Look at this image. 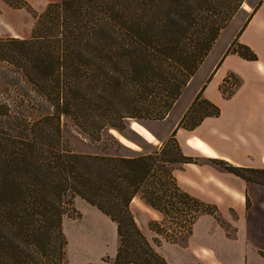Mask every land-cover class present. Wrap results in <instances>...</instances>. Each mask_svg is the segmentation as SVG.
Wrapping results in <instances>:
<instances>
[{
	"label": "trees",
	"instance_id": "trees-1",
	"mask_svg": "<svg viewBox=\"0 0 264 264\" xmlns=\"http://www.w3.org/2000/svg\"><path fill=\"white\" fill-rule=\"evenodd\" d=\"M242 1L49 0L39 13L30 8L29 36H0V61L19 68L48 109L31 115L0 104V264H68L62 222L75 195L116 223L113 264H169L155 248L161 238L149 240L134 218L135 195L171 222H149L166 240L186 242L202 212L227 226L214 204L177 183L174 167L193 157L181 151L175 128L144 153L78 152L63 138L61 116L94 139L130 118L165 117ZM226 51L256 58L236 39ZM219 111L201 89L178 125L191 128ZM209 160L264 184V168Z\"/></svg>",
	"mask_w": 264,
	"mask_h": 264
},
{
	"label": "crops",
	"instance_id": "crops-1",
	"mask_svg": "<svg viewBox=\"0 0 264 264\" xmlns=\"http://www.w3.org/2000/svg\"><path fill=\"white\" fill-rule=\"evenodd\" d=\"M24 1L28 7H13L7 0H0V22L11 29L9 36L23 37L31 32L28 8L40 9L49 0ZM237 14L240 17L237 26L204 79L173 116L174 123L167 132L169 136L175 128L181 151L193 157V160L174 167L177 183L192 195L214 204L227 226L213 213L202 212L193 222L186 242L160 237L161 241L155 244V248L169 264H264V184L246 180L209 160L219 158L233 164L264 168V0L242 3ZM1 25L0 29H5ZM234 39L247 44L256 53V58L227 52ZM229 74L238 82L231 93L225 95L220 85ZM201 89L204 97L219 106V113L205 116L191 128L178 125ZM178 98L163 119L171 117ZM130 207L138 226L152 240L157 232L149 227V220L160 219L162 213L138 195L133 196ZM116 249L113 245L108 253L114 256ZM88 260L97 261L94 257ZM99 264L113 263L103 260Z\"/></svg>",
	"mask_w": 264,
	"mask_h": 264
},
{
	"label": "rangeland",
	"instance_id": "rangeland-1",
	"mask_svg": "<svg viewBox=\"0 0 264 264\" xmlns=\"http://www.w3.org/2000/svg\"><path fill=\"white\" fill-rule=\"evenodd\" d=\"M47 1L48 0L45 2ZM247 1L248 0H243L242 3L247 4ZM11 5L13 7L17 6L14 4ZM45 5L40 9L31 8L36 14L41 12ZM28 10L31 13L30 24L32 27L35 17L30 8H28ZM239 18L236 11L221 29L209 53L195 71L190 80L191 82L189 81V83L182 88L183 91H181L182 94L177 100L178 103L174 107L172 114L170 113L171 117L169 116L165 119L130 118L126 121L124 128L116 129L113 127H106L101 132L100 138L94 139L80 130L73 123L71 118L62 115L61 130L63 138L74 151L78 152L105 151L118 154H138L146 152L147 150H153L154 147L162 144L168 137L167 132L174 123L175 118L173 116L184 106L194 89L204 79L208 68L219 55L234 28L237 26ZM0 24L5 26V29H0V36H9L11 29L8 25L3 24V22H0ZM29 34L30 32L23 37H27ZM209 78H207L206 81H208ZM231 81L233 83L231 86L227 85V81H223L220 85V88L221 86L223 88L221 89L222 92L224 91V93H226V91L232 90L234 84L238 82V80L233 77ZM26 98L30 99L33 103L40 104V108L37 106L36 108H32L30 103L25 100ZM0 104H7L11 112L20 111L31 115H37L40 112L48 110L46 106H44V101L39 94L25 80L20 69L5 61H0ZM0 108L2 109L1 106ZM169 121H171L170 125ZM5 123V117L0 115V124ZM166 125H169V127L167 128ZM73 205L75 208V211H73L74 213L72 215H65L63 219V230L67 238L65 256L68 264H99L103 260L112 263L114 256H111L108 252L111 246L115 245L117 248L118 245V235L114 227V222L109 216L79 195L73 197ZM150 220H155L159 224H171L163 214L160 219ZM148 225L150 227L149 223ZM155 232L157 231L155 230ZM155 236L163 238L159 233ZM90 257L96 258L97 261H89L88 258L90 259Z\"/></svg>",
	"mask_w": 264,
	"mask_h": 264
},
{
	"label": "built area",
	"instance_id": "built-area-1",
	"mask_svg": "<svg viewBox=\"0 0 264 264\" xmlns=\"http://www.w3.org/2000/svg\"><path fill=\"white\" fill-rule=\"evenodd\" d=\"M226 83H227V85H228V86H231V85H233V83H232V81H231V77H229V78H228V80H227V82H226Z\"/></svg>",
	"mask_w": 264,
	"mask_h": 264
}]
</instances>
